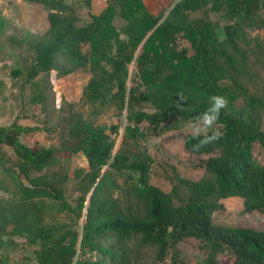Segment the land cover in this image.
<instances>
[{
    "label": "trees",
    "instance_id": "obj_1",
    "mask_svg": "<svg viewBox=\"0 0 264 264\" xmlns=\"http://www.w3.org/2000/svg\"><path fill=\"white\" fill-rule=\"evenodd\" d=\"M29 1L45 7L48 27L41 38L17 39L33 60L25 72L13 74L24 73L31 81L36 105L45 101L37 76L88 67L91 76L81 100L96 109L126 110L124 140L143 139V122L173 130L195 121L213 95L227 97L228 106L216 122L219 140L194 150L204 134H185L184 150L207 156L204 173L194 180L175 172L168 192L149 182L152 158L145 148L114 152L118 124H96L74 103H63L46 127L60 135L57 147L26 145L19 134L31 128L0 126V191L6 194L0 196V248L5 234H24L40 244L35 261L7 262L0 256V264H72L77 253L78 264H130L145 246L161 260L187 238L198 241L205 255L201 264H264V229L213 222L223 198L241 197L248 212L264 207V163H257L251 150L258 142L264 154V34H248L249 28H264V0H178L163 18L143 0H107L97 14L89 11L91 0H77L88 9L90 20L84 24H78L76 8L66 0ZM193 12L201 15L190 17ZM215 16L227 20L223 36ZM117 17L123 20L120 26ZM139 103L150 110L136 108ZM4 145L14 158L4 154ZM59 152H80L87 159V170L76 171L75 204L65 195L68 173L54 168ZM44 199L85 216L81 232L46 225Z\"/></svg>",
    "mask_w": 264,
    "mask_h": 264
},
{
    "label": "rangeland",
    "instance_id": "obj_2",
    "mask_svg": "<svg viewBox=\"0 0 264 264\" xmlns=\"http://www.w3.org/2000/svg\"><path fill=\"white\" fill-rule=\"evenodd\" d=\"M178 0H165L161 8L154 14H162L165 17ZM75 6L79 16L78 24H84L90 20L88 9L77 0H66ZM153 2V1H152ZM151 8V6H150ZM200 12L190 13V17H199ZM219 21V33L223 24L227 21L222 17L215 16ZM123 20L115 19V24L120 26ZM48 27L47 10L41 4L29 0H0V126H9L13 123L22 127L31 128L22 130L19 139L26 145L58 146L60 135L48 133L46 127L51 125L57 118L60 106L74 103L86 118L96 124L109 127L118 124L119 133L112 134L115 140L114 152L119 148L135 151L145 148L152 158L149 182L165 192L170 191L172 177L177 172L183 177L197 180L204 173L206 155L190 154L184 150L183 139L185 134L193 133V122L187 121L178 129L163 130L162 127L153 128L147 123L139 126L146 131L143 139L137 142L124 140V126L129 123L127 111L119 112L114 106L92 108L91 105L81 100L83 87L91 76L88 67L79 68L67 75L59 76L56 70L40 74L35 78L39 80L43 89L45 101L42 106L32 102L33 88L31 81L25 79L24 73L15 76L13 70L25 72L27 66L33 60V53L25 46L18 44L17 39L41 38ZM249 36H263L264 28L248 29ZM181 45L189 46L186 41L180 39ZM86 46L83 50L86 51ZM130 76L135 71L131 64ZM262 75L264 71H261ZM241 107V99L236 100ZM136 108L150 110L147 104L139 103ZM220 126L214 125L213 129ZM262 128L264 130V113L262 114ZM210 130V129H209ZM4 154L14 158L10 146L2 147ZM253 157L259 164L264 163V154L258 142L251 147ZM58 162L54 168L61 166L68 173L65 183V195L71 204L78 195L76 171L87 170V159L83 153L72 155L59 152ZM91 194V193H90ZM89 194V196H90ZM6 194L0 191V196ZM88 196V199H89ZM88 201H86V204ZM222 208L214 211L213 222L224 227H252L264 229V207L259 210L245 211L243 199L239 196H230L221 199ZM44 223L57 228L69 227L81 232L85 216L76 217L61 210L58 203L44 199L40 202ZM6 243L0 248V256L7 262L17 259H28L35 261L34 251L39 247V242H31L24 234H5ZM196 239L187 238L179 242L174 248L167 251L163 259L157 260L153 248L145 246L140 248L130 260V264H201L205 258L198 247ZM136 249L134 245H131Z\"/></svg>",
    "mask_w": 264,
    "mask_h": 264
},
{
    "label": "clouds",
    "instance_id": "obj_3",
    "mask_svg": "<svg viewBox=\"0 0 264 264\" xmlns=\"http://www.w3.org/2000/svg\"><path fill=\"white\" fill-rule=\"evenodd\" d=\"M183 99L185 97L181 96V100ZM227 106V97L223 95H213L210 97V106L195 118L192 125L194 135L200 136L202 133L204 134L203 138L193 146L194 150H199L201 147L207 146L221 138V133L218 130L212 131L211 134H208V130L213 129V126L220 118L221 110L227 108ZM78 256L79 253L73 257L72 264H78Z\"/></svg>",
    "mask_w": 264,
    "mask_h": 264
},
{
    "label": "crops",
    "instance_id": "obj_4",
    "mask_svg": "<svg viewBox=\"0 0 264 264\" xmlns=\"http://www.w3.org/2000/svg\"><path fill=\"white\" fill-rule=\"evenodd\" d=\"M106 1L107 0H91V7L89 11L96 14L99 13L105 7ZM143 1L146 7L148 8V10L151 11L152 13H155L156 11L159 10V8H161L162 3L165 0H143Z\"/></svg>",
    "mask_w": 264,
    "mask_h": 264
}]
</instances>
